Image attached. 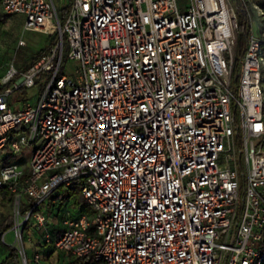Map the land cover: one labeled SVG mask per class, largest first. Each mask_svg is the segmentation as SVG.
<instances>
[{
  "label": "built area",
  "instance_id": "2783aa9c",
  "mask_svg": "<svg viewBox=\"0 0 264 264\" xmlns=\"http://www.w3.org/2000/svg\"><path fill=\"white\" fill-rule=\"evenodd\" d=\"M187 1L67 0L59 17L54 0H0L23 30L57 33L26 71L7 70L3 82L21 77L0 91V150L31 144L27 163L0 165L16 236L32 221L68 263L264 264V0H240L250 33L234 90V8ZM64 37L73 76L60 73ZM42 71L35 105L11 98ZM73 181L88 209L52 232L43 204Z\"/></svg>",
  "mask_w": 264,
  "mask_h": 264
},
{
  "label": "rangeland",
  "instance_id": "374dc122",
  "mask_svg": "<svg viewBox=\"0 0 264 264\" xmlns=\"http://www.w3.org/2000/svg\"><path fill=\"white\" fill-rule=\"evenodd\" d=\"M67 0H54V3L58 10V16L61 17L62 13L60 11L61 7L66 4ZM187 0H177L180 10L187 3ZM2 11V9H1ZM3 12V11H2ZM251 21L253 23L254 33H257V26L262 22V19L256 15V13L251 10ZM258 23V24H257ZM23 40L24 45L18 46V41ZM49 40V35L32 31V30H23V16L20 14H9L5 22L0 26V82H3V79L6 75L7 70L13 66L17 71L26 64L37 50L45 46ZM69 45L66 40V37L63 38V48L61 54V68L60 73L66 74L67 76H73L75 73V68L77 64L74 61L69 60ZM264 69V64L262 65ZM49 72L42 71L37 76L34 77V85L30 88H24L22 91H15L11 96L14 100H19L20 102L29 103L35 105L39 97L42 95L45 90L47 81L49 80ZM21 77V74L19 75ZM19 77V78H20ZM264 92V82L261 84ZM231 90H234V86H231ZM264 106V104H263ZM236 120L239 122L240 117L238 111H236ZM24 129V127H19V130ZM15 133V132H13ZM15 136V135H12ZM15 138V137H13ZM264 146V141H263ZM31 144L22 146V150L19 156L9 154L7 150H0V165L3 164V160L7 157H12L14 160H17L19 157H23L24 162L27 163L30 155ZM10 157V158H11ZM219 165L223 164L222 158L218 161ZM78 186V181H73L71 184L63 185L46 199L43 205H47L48 208H52L50 211H47L48 220L45 224L46 228L57 227L60 228V216L63 217L66 213H71L74 211L72 205H67L70 200L59 205V202L63 200L65 194L69 187ZM240 202L242 196H240ZM70 209H69V208ZM58 213V214H57ZM12 215L14 218V204L10 202L9 195L0 192V216ZM23 217L20 218L22 220ZM24 226V224H23ZM22 226V228H23ZM43 227L35 225L32 221L28 222L26 232L22 231V236H16L13 229L7 230L1 237L0 242L14 246L19 250H23L27 257V264L32 263V258L35 252H38L42 258L45 257L41 249L45 246L44 236H43ZM221 241V239L219 240ZM6 250L0 244V264L3 262L7 256ZM44 262V261H43ZM18 264H23L21 255L19 254ZM43 264V263H42ZM50 264V263H48Z\"/></svg>",
  "mask_w": 264,
  "mask_h": 264
},
{
  "label": "trees",
  "instance_id": "16d2710c",
  "mask_svg": "<svg viewBox=\"0 0 264 264\" xmlns=\"http://www.w3.org/2000/svg\"><path fill=\"white\" fill-rule=\"evenodd\" d=\"M229 2L232 5V7L234 8V11H235L236 17H237V22H238V30L236 33L235 53H234L232 71H231V83L234 86V88H236L238 83H239V79H240V75H241L243 58H244V54H245V50H246V46H247L248 36L250 33V23H249V19L247 17V14L245 13V10L243 9V7L240 3V0H229ZM66 9H67V6H62L60 9L61 13L64 14ZM8 15L9 14L2 12L1 8H0V26L5 22ZM56 43H57V33L53 32L49 35V40H48L47 44L45 46L41 47L39 50H37L35 52V54L32 56V58L26 64H24L21 67L19 72L26 71L30 66H32L36 61H38L42 56H44L46 53L50 52L54 48ZM261 55H262V58L264 60V46L261 47ZM18 77H19V74L10 80H7L5 82H0V91L3 90L4 88L10 86ZM263 82H264V69L261 68V83H263ZM23 89H24V87H19L15 91L19 92V91H22ZM262 112H263V116H264V106L262 108ZM10 157H7L6 159H4L3 163L8 164V163L15 162L14 158H12V157L10 158ZM0 192H4V193L8 194L10 202L13 203V200L15 198L16 193L10 192L6 187H0ZM69 200H70V202L67 203ZM65 203H67V205H69V207L71 204L74 211L71 213V215L68 212L63 217L60 216V219H61L59 222L60 224H62V221L64 220L65 217L69 216V217L76 218L84 210L88 209V205L85 202V200L83 199V197L79 191L78 186H76V187L70 186L69 187V189L67 190V193L65 194L63 200L59 202V205L65 204ZM51 209H52L51 207L48 208V206H47L45 208L46 214H47V211H50ZM20 210H21V212H23L25 210V205H21ZM28 222L29 221L25 222V224L22 228L23 232L24 231L26 232ZM13 225H14V222H13V216L12 215H5L2 217L0 216V240H1L2 235L7 230L12 229ZM50 230L52 232L59 233L61 231V228L56 227L55 229H50ZM0 244L3 246V248L8 253L1 264H18L19 253H18L17 248L14 246L5 245L1 242H0ZM47 246H49L51 249H54L50 245H47ZM42 252L45 255V257L42 258L41 255H40V257H41L42 263L44 261L43 264H45V262L47 261L46 255H48V252H44V251H42ZM25 257H26V255H25ZM26 262H27V257H26ZM66 264H93V261H92V258L90 256H85V257L75 259L73 261V263L67 262Z\"/></svg>",
  "mask_w": 264,
  "mask_h": 264
},
{
  "label": "crops",
  "instance_id": "0c3cea01",
  "mask_svg": "<svg viewBox=\"0 0 264 264\" xmlns=\"http://www.w3.org/2000/svg\"><path fill=\"white\" fill-rule=\"evenodd\" d=\"M1 8V6H0ZM19 162L24 163V159H21ZM62 227V226H61ZM60 227V228H61ZM56 227L49 228V229H55ZM45 249L44 252H48V255H46V262L45 264H66V255L63 251L51 249L49 246L45 245L43 248ZM44 263V262H43Z\"/></svg>",
  "mask_w": 264,
  "mask_h": 264
}]
</instances>
